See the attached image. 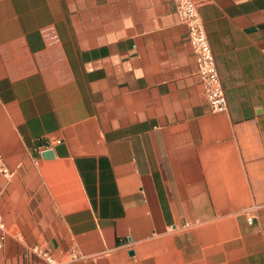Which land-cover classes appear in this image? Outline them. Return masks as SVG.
Listing matches in <instances>:
<instances>
[{"label":"crops","instance_id":"1","mask_svg":"<svg viewBox=\"0 0 264 264\" xmlns=\"http://www.w3.org/2000/svg\"><path fill=\"white\" fill-rule=\"evenodd\" d=\"M194 1L224 112L173 0H0V264H264V0Z\"/></svg>","mask_w":264,"mask_h":264},{"label":"built area","instance_id":"2","mask_svg":"<svg viewBox=\"0 0 264 264\" xmlns=\"http://www.w3.org/2000/svg\"><path fill=\"white\" fill-rule=\"evenodd\" d=\"M176 4L177 13L180 20L188 28L187 40L192 47L195 63L196 74L199 77L205 91L209 108L212 112H224L227 108L225 93L222 88L217 65L213 56L211 46L206 34L201 16L197 10V2L194 0H173ZM0 172L7 177H12L14 171L9 170L0 159ZM249 223L252 217L248 216ZM0 229H4V223L0 216ZM3 239V236L0 237ZM33 250L44 257L49 264H56L48 251L39 250L34 247ZM72 258H80L76 251L71 252Z\"/></svg>","mask_w":264,"mask_h":264},{"label":"water","instance_id":"3","mask_svg":"<svg viewBox=\"0 0 264 264\" xmlns=\"http://www.w3.org/2000/svg\"><path fill=\"white\" fill-rule=\"evenodd\" d=\"M44 157L51 158L54 156L53 151L51 149H46L42 152Z\"/></svg>","mask_w":264,"mask_h":264}]
</instances>
